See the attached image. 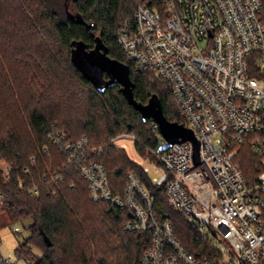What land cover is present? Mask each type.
Masks as SVG:
<instances>
[{"label":"trees","instance_id":"obj_1","mask_svg":"<svg viewBox=\"0 0 264 264\" xmlns=\"http://www.w3.org/2000/svg\"><path fill=\"white\" fill-rule=\"evenodd\" d=\"M157 2L0 0V210L10 222L28 221V235L15 248L27 264H138L150 247V233L124 231L133 219L129 209L89 199L86 182L47 137L53 129L72 140L87 139L114 194L123 193L127 175L134 173L153 196L158 218L172 223L190 255L218 257L169 205L164 187L153 185L141 165L113 142L130 133L139 154L160 147L152 120H142L123 86L92 61L99 45L109 59L128 67L137 104L145 106L155 95L167 120L182 124L168 85L151 72L136 71L118 42L122 22L132 20L136 5L157 7ZM235 163L246 179L262 170L248 142ZM53 174L60 178L52 180ZM33 188L37 194H31Z\"/></svg>","mask_w":264,"mask_h":264},{"label":"built area","instance_id":"obj_2","mask_svg":"<svg viewBox=\"0 0 264 264\" xmlns=\"http://www.w3.org/2000/svg\"><path fill=\"white\" fill-rule=\"evenodd\" d=\"M157 3L137 4L132 20L122 22L118 42L136 71L151 72L168 85L181 125L198 142V163L193 143L184 141L166 150L147 149L152 158L140 165L218 257L190 255L175 238L172 223L158 218L153 196L134 173L127 175L123 193L114 194L85 137L72 140L57 129L47 137L68 156L93 203L129 209L133 219L124 231L150 233V247L138 264H264V0ZM152 126L164 145L158 126ZM245 142L262 169L250 179L235 163ZM0 264L16 263L0 251Z\"/></svg>","mask_w":264,"mask_h":264},{"label":"water","instance_id":"obj_3","mask_svg":"<svg viewBox=\"0 0 264 264\" xmlns=\"http://www.w3.org/2000/svg\"><path fill=\"white\" fill-rule=\"evenodd\" d=\"M92 61L95 68L102 74L106 72L111 81L116 80L123 86V93L126 96L129 104H131L141 114L142 120L151 119L158 126L159 133L165 140V144L159 147V151L166 150L172 145L184 141H191L194 145V162L198 163V142L196 141L191 130L176 122H170L164 116L160 100L153 95L148 104L143 106L137 104L132 97L131 84L129 81V69L114 60L109 59L105 52L99 50V45L95 47L92 55ZM44 242L50 245L41 231Z\"/></svg>","mask_w":264,"mask_h":264},{"label":"rangeland","instance_id":"obj_4","mask_svg":"<svg viewBox=\"0 0 264 264\" xmlns=\"http://www.w3.org/2000/svg\"><path fill=\"white\" fill-rule=\"evenodd\" d=\"M203 47L204 46L201 45V49ZM113 142L118 147H122L129 158L139 164H142L143 161L152 158L147 151H145L143 155L139 154L140 152L135 149V141L130 133L121 135L120 137L114 139ZM181 218L189 224L192 223L185 215ZM27 223V220L23 222H10L7 214L0 210V251L5 258H9L11 262L16 264H27L24 260L18 259L15 254L17 244L28 235L27 231L24 229V225Z\"/></svg>","mask_w":264,"mask_h":264}]
</instances>
